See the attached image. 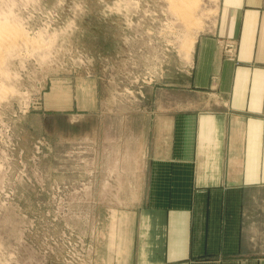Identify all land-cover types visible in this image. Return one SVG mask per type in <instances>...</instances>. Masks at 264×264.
<instances>
[{
  "label": "rangeland",
  "instance_id": "obj_1",
  "mask_svg": "<svg viewBox=\"0 0 264 264\" xmlns=\"http://www.w3.org/2000/svg\"><path fill=\"white\" fill-rule=\"evenodd\" d=\"M169 1L0 0V25L16 38L0 47V264L108 259L132 207L97 204L123 178L85 171L99 129L105 118L127 129L121 119L137 113L148 84H186V41L195 29L210 34L218 16L220 0H199L202 27L188 28Z\"/></svg>",
  "mask_w": 264,
  "mask_h": 264
},
{
  "label": "crops",
  "instance_id": "obj_2",
  "mask_svg": "<svg viewBox=\"0 0 264 264\" xmlns=\"http://www.w3.org/2000/svg\"><path fill=\"white\" fill-rule=\"evenodd\" d=\"M196 41L186 84H148L95 138L85 171L123 175L97 204L132 207L97 264H264V0H220Z\"/></svg>",
  "mask_w": 264,
  "mask_h": 264
},
{
  "label": "bare ground",
  "instance_id": "obj_3",
  "mask_svg": "<svg viewBox=\"0 0 264 264\" xmlns=\"http://www.w3.org/2000/svg\"><path fill=\"white\" fill-rule=\"evenodd\" d=\"M166 1H169V0H166ZM172 3H171V2ZM169 2H170V7L172 6V5H175V7H174V9L176 10V11H178V14L180 15V16H182L181 18H182V20L184 19V20H186L189 24L188 25H186V26H188V28H189V26H191V27H193V28H198V27H200L201 26V24H203V21L201 20L202 18L200 17V15H197L196 14V11H197V9H198V7L200 6V2H199V0H179V3H178V0H174L175 2L173 3V0H170ZM176 1H177V3H176ZM156 3V2H155ZM178 4V5H177ZM177 5V6H176ZM168 6H169V4H168ZM173 9V10H174ZM201 9V8H200ZM200 11V10H199ZM172 12V11H171ZM198 12V11H197ZM205 12V11H204ZM212 13H214V12H212ZM211 14V13H210ZM215 14V13H214ZM197 15V16H196ZM178 16V15H177ZM180 22H181V20H180ZM182 22H184V21H182ZM186 22V23H187ZM205 22V21H204ZM167 24V23H166ZM183 24V23H182ZM3 25V24H2ZM5 26V25H4ZM4 26H2L1 27V25H0V47L4 44L3 42H7V44H11L12 45V43L13 42H15L16 40V38H14V36H13V38L14 39H12V43H9L8 41H10L11 40V36H10V31L12 32L13 30H10L9 28H12V27H8L7 25H6V27L4 28ZM8 27V28H7ZM184 27H185V24H184ZM183 27V28H184ZM202 27V26H201ZM2 28V29H1ZM5 29V30H4ZM14 29V28H13ZM186 29V28H185ZM194 30V29H193ZM5 32H6V34H5ZM10 33V34H9ZM15 33H17L18 34V32H15ZM14 33V34H15ZM9 34V35H8ZM12 35V34H11ZM3 36H6V38H4V39H1ZM10 36V37H9ZM17 36V35H16ZM198 30L197 29H195V32H194V35L193 36H191V38L188 40V42L186 41V43L187 44H185V45H187L188 46V44H189V51H193V49H194V45H196L195 43L197 42L196 40H197V38H198ZM19 37V36H18ZM10 38V39H9ZM22 38V37H21ZM19 39H20V37H19ZM19 39H17V40H19ZM8 40V41H7ZM15 40V41H14ZM5 42V43H6ZM15 44V43H14ZM6 45V44H5ZM183 46V45H182ZM181 46V47H182ZM10 47V46H9ZM184 47V46H183ZM3 49H4V47H2ZM1 48V49H2ZM185 48V47H184ZM183 48V49H184ZM7 49V48H6ZM185 50H187V49H185ZM1 51V50H0ZM2 52V51H1ZM0 52V53H1ZM187 57V56H186ZM188 72V71H187ZM158 73V72H157ZM153 74H155V73H153Z\"/></svg>",
  "mask_w": 264,
  "mask_h": 264
}]
</instances>
